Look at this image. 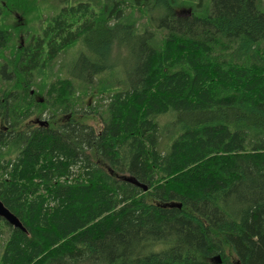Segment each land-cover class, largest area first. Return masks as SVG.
<instances>
[{
	"label": "trees",
	"instance_id": "1",
	"mask_svg": "<svg viewBox=\"0 0 264 264\" xmlns=\"http://www.w3.org/2000/svg\"><path fill=\"white\" fill-rule=\"evenodd\" d=\"M52 1L0 0V264H264V0Z\"/></svg>",
	"mask_w": 264,
	"mask_h": 264
},
{
	"label": "flooded vegetation",
	"instance_id": "2",
	"mask_svg": "<svg viewBox=\"0 0 264 264\" xmlns=\"http://www.w3.org/2000/svg\"><path fill=\"white\" fill-rule=\"evenodd\" d=\"M24 35L20 33L19 37L17 38V42L23 43ZM48 93V92H47ZM31 94L34 95V92L31 91ZM35 101L41 104L42 111L39 115H35L29 120V127L33 126L35 129L36 128H43V129H50L54 128L56 121H60V117H54L53 113L50 112V106L49 103L47 102V95L46 94H36L34 95ZM6 131L8 132L9 127L5 128Z\"/></svg>",
	"mask_w": 264,
	"mask_h": 264
},
{
	"label": "water",
	"instance_id": "3",
	"mask_svg": "<svg viewBox=\"0 0 264 264\" xmlns=\"http://www.w3.org/2000/svg\"><path fill=\"white\" fill-rule=\"evenodd\" d=\"M130 183H133L135 185H137L138 187L142 188L144 191L148 190V187L138 183L137 181H134L132 179H127ZM0 218L6 220L10 225L22 229L24 230L22 224L20 223V221L17 219V217H15L2 203V201L0 200ZM214 261V263L216 264H221L222 263V259L221 256H216L212 259Z\"/></svg>",
	"mask_w": 264,
	"mask_h": 264
},
{
	"label": "rangeland",
	"instance_id": "4",
	"mask_svg": "<svg viewBox=\"0 0 264 264\" xmlns=\"http://www.w3.org/2000/svg\"><path fill=\"white\" fill-rule=\"evenodd\" d=\"M50 4H54L55 2L52 1V0H47ZM191 5H188V6H183V7H177L176 8V12H177V15L180 16V17H183V18H186L188 17L189 15H191ZM25 22V19L21 18L20 21L18 22V24H16L17 26L19 25H22L23 23ZM18 41V40H17ZM19 43V42H18ZM113 58L117 59L118 61L120 62H125V61H128L129 60V56H128V52L126 51V53L124 52V50H122L119 54V52L117 51L115 54H113ZM132 60V59H131ZM39 93V92H37ZM41 94V93H39ZM90 97H87L86 98V101H90ZM91 124L92 125H97V122L96 121H93V120H90ZM1 128V127H0Z\"/></svg>",
	"mask_w": 264,
	"mask_h": 264
}]
</instances>
